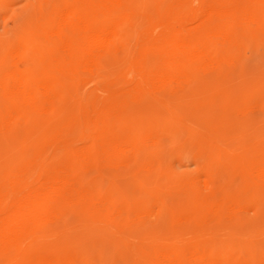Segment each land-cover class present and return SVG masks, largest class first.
Returning <instances> with one entry per match:
<instances>
[{"label":"bare ground","instance_id":"bare-ground-1","mask_svg":"<svg viewBox=\"0 0 264 264\" xmlns=\"http://www.w3.org/2000/svg\"><path fill=\"white\" fill-rule=\"evenodd\" d=\"M261 42L264 0H37L18 45L0 56V142H31L0 172V264H79L35 248L85 226L125 236L135 220L118 204L124 177L153 170L159 141L153 128L140 132V117L173 113L184 92L222 79ZM201 183L187 189L191 219L246 223L247 190L211 194ZM140 264L215 263L198 253Z\"/></svg>","mask_w":264,"mask_h":264},{"label":"rangeland","instance_id":"rangeland-1","mask_svg":"<svg viewBox=\"0 0 264 264\" xmlns=\"http://www.w3.org/2000/svg\"><path fill=\"white\" fill-rule=\"evenodd\" d=\"M36 10L37 0L0 2V56L18 45ZM139 124L141 133L156 130L159 141L147 156L153 170L143 167L124 177L118 204L135 220L125 236L85 226L75 234L42 237L35 251L74 255L79 264H140L160 254L184 262L198 253L215 264H264V42L247 46L222 79L184 92L173 113L158 108L143 113ZM30 144L1 141L0 172L12 167ZM207 169L218 173L216 183ZM202 179L211 194L247 190L255 204L248 207L246 223L238 218L204 226L202 214L191 219L195 206L188 203L187 189Z\"/></svg>","mask_w":264,"mask_h":264}]
</instances>
